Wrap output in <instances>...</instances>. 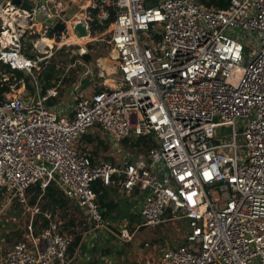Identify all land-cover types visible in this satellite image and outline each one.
<instances>
[{"label":"built area","instance_id":"2783aa9c","mask_svg":"<svg viewBox=\"0 0 264 264\" xmlns=\"http://www.w3.org/2000/svg\"><path fill=\"white\" fill-rule=\"evenodd\" d=\"M20 1L29 9L0 0V65L23 75L0 72V88L7 86L0 97V190L39 221L0 264H72L70 239L54 214L41 209L40 198L33 205L27 198L31 188L44 192L52 183L92 230L118 241L130 242L141 228L186 222L183 244L144 243L151 252L140 264H264V0H229L224 10L195 0ZM72 8L83 12L87 33L90 22L104 26L113 10L115 85L81 92L57 112L48 101L59 98V85L43 90L38 76L54 47L70 44ZM58 22L64 30L49 35ZM42 38L52 45L38 49ZM246 38L255 42L248 61ZM88 43L79 45L80 55ZM221 126L232 130L229 141L216 139ZM92 130L115 152L139 139L149 147L144 158L124 155L119 164L97 159L77 146ZM96 181L127 195L141 192L133 210L141 223L132 231L127 221L104 216Z\"/></svg>","mask_w":264,"mask_h":264},{"label":"rangeland","instance_id":"374dc122","mask_svg":"<svg viewBox=\"0 0 264 264\" xmlns=\"http://www.w3.org/2000/svg\"><path fill=\"white\" fill-rule=\"evenodd\" d=\"M74 11L76 13L75 8L71 9L68 13L72 15ZM38 20L41 21L42 17H38ZM84 25L83 22H80L78 26H75L68 39L70 44L64 45L58 50H56V46L54 47L52 56L46 60V69L39 72L38 78L42 83L45 82L46 87H49V85H59L58 91L60 97L55 102L58 110H63L64 107L71 108L74 97L81 92L82 94H89L92 90L107 86L106 80L112 79L114 77L113 74H115L116 64L112 58L111 48L108 44L109 38L106 33L110 29V26L101 33H92L90 30L87 33V31L83 30ZM76 30L78 31L76 32ZM86 40H89V43L85 46V53L80 55L79 51L81 47L79 45H84V41ZM251 42L248 38L243 42L245 45V61H248L253 56L252 51L255 53V47L254 49L250 47ZM58 44L59 42L56 43V45ZM253 44L255 45L254 41L252 42ZM84 55H88L90 60L86 61L83 59ZM45 74H49L50 76L48 81L43 78ZM78 84H80V88L75 92L73 89ZM240 127L241 122L238 121L236 124L238 134L241 132ZM231 134L232 130L223 126L215 130L217 140L229 141ZM88 135L91 136L92 143H86L82 138L77 143V146L80 149L85 147L89 153L95 152L94 156L97 159L109 158L114 163L119 164L124 155L130 158H144L145 152L141 151L142 149H140V152L133 151L131 147L125 144L121 145V153L113 151L111 143L99 131L92 130ZM238 141L241 142L242 138L239 137ZM33 193L34 191L30 192L29 195L32 196ZM117 195L120 194L117 193ZM116 199H118V202L120 200L121 203L115 213V220H126L130 224L129 230L132 231L133 227L141 223V219L133 214L138 200L137 198L124 197L111 198V200ZM54 213V220L59 224L60 233L64 236L71 237V233L69 234V232L79 234L88 229L86 218L82 213H79L78 209L69 200L66 202L64 209H55ZM111 214H113V211L107 210L105 217L110 218ZM71 218L75 221L74 226L66 229L65 225L68 224ZM34 220V217L24 213L23 207L18 202L8 204L5 194L0 190V246L3 251L9 249L15 242L20 240L25 234L27 227ZM187 230L186 222L183 219H177L174 222L163 223L155 228L139 229L131 244L136 246L147 243L150 246L158 245L160 249L164 246L176 247L184 243ZM3 256L4 254L0 255V257Z\"/></svg>","mask_w":264,"mask_h":264},{"label":"crops","instance_id":"0c3cea01","mask_svg":"<svg viewBox=\"0 0 264 264\" xmlns=\"http://www.w3.org/2000/svg\"><path fill=\"white\" fill-rule=\"evenodd\" d=\"M76 5L80 6L81 4L77 3ZM72 9H74V8H72ZM75 9H76V13L74 11V13L72 15H70L68 13L70 11V9H68V11L66 12V18L72 19V17L75 14H80L83 17V12L79 11L78 8H75ZM113 76L116 77L115 74H113ZM114 77L112 79H108L113 83V86L115 85V83L113 82ZM78 85H80V84H78ZM108 86L113 87V86H111V84H107L106 87H108ZM44 87H45V85H43V90H44ZM106 87L103 86L102 88H99L97 90H100V89H103ZM59 97H60V94H59ZM57 100H58V98L57 99H55V98L50 99L48 101V105L52 106V108L57 112H62V111H65L66 109L68 110V107H64L63 110L62 109L58 110L56 105H55V102ZM131 149L133 151H135V148L131 147ZM92 155L94 156V154H92ZM30 192H32V190L27 192V198L31 197L29 195ZM117 193H119L120 195H117ZM63 196H64V198H67L64 194H63ZM121 197L137 198V200H138L137 203H139L141 198H142V194L139 190H135L130 195H127V194L117 190V188H115L114 186L111 188L104 187V190L100 191L97 194V199H99L98 203L104 211V216H105L107 210L113 211V214L110 215L111 216L110 218L109 217L107 218V216H106L107 220H109V221L115 220V217H114L115 213L120 206L119 204L121 203L120 200L118 202V199L111 200V198H121ZM106 198H110V199L107 200ZM69 201H71V200H69ZM74 207L76 209H78V211L80 213L83 214V212L79 208H77L75 205H74ZM84 217H85V215H84ZM116 219H117V217H116ZM115 221L126 222V220H122V219L121 220L117 219ZM87 223H88V229L86 231L80 233L81 234V240H80L79 245L76 248H74V250L72 252H69L71 257L73 258L72 264H140L141 261L143 260V258L148 253L151 252L150 249L144 248V243L133 246L131 244L133 239L130 242L118 241L106 233H100V232L92 230L90 223L89 222H87ZM65 237H68V236L65 235ZM68 238L70 239V242H71L72 237H68ZM9 249H6L3 251L2 247L0 246V255L4 254Z\"/></svg>","mask_w":264,"mask_h":264},{"label":"trees","instance_id":"16d2710c","mask_svg":"<svg viewBox=\"0 0 264 264\" xmlns=\"http://www.w3.org/2000/svg\"><path fill=\"white\" fill-rule=\"evenodd\" d=\"M197 1L199 4L203 5L204 7L207 8H212L215 10H224L228 7L229 5V0H195ZM156 0H147V4L148 6H153L155 4ZM110 17L108 18V20L105 22V25L100 27L98 26L95 22H90L89 23V30L90 32L94 33V32H103L105 30H107V28L110 26V24L114 21V12L112 9H110ZM108 34V38L111 34V29H109L107 32ZM83 59H85L86 61L90 60V57L88 55H84ZM4 72L6 73L8 76L11 77H16V78H21L23 77V75L19 72H13L11 71L8 67L5 66H1L0 65V72ZM43 78H45L47 81L49 80L50 76L49 74H45L43 76ZM27 81V79H26ZM50 86V85H49ZM48 87V86H47ZM46 86L44 87L45 90ZM7 90V86H3L2 88H0V97H1V93L3 91ZM83 139L85 140L86 143H92V138L90 135H85L83 136ZM123 144H125L123 142ZM143 147V148H141ZM149 147L148 143L146 140L144 139H139L135 144H133L132 148H135V151L140 152V149H142L141 151H145V149ZM92 154L95 155V152H93ZM109 159V158H108ZM110 160V159H109ZM92 189L93 191L96 193V195L104 190V187L101 186V183L99 181H96L92 184ZM34 191L33 195L29 198V203L31 205L35 204L37 199H39V204L41 206V209L44 210H49L51 211L53 214H55V209H64L66 202L68 201L67 198H64L63 193L52 183L50 184L44 192H42L39 187H33L32 189H30L29 191ZM28 191V192H29ZM16 202V201H15ZM43 202V203H42ZM42 204V205H41ZM80 213V212H79ZM39 221V217H36L35 220L32 222V225L35 227L37 225ZM74 219H70L68 224L65 225V228L68 229L69 227H73L74 226ZM43 225H46V222H42ZM71 233V237L72 240L70 242L69 245V252H72L74 250V248H76L81 240V234H77L75 232H69V234Z\"/></svg>","mask_w":264,"mask_h":264},{"label":"bare ground","instance_id":"6f19581e","mask_svg":"<svg viewBox=\"0 0 264 264\" xmlns=\"http://www.w3.org/2000/svg\"><path fill=\"white\" fill-rule=\"evenodd\" d=\"M80 22H83V17L80 14H75L72 17V19L70 20V23H69V25H70L69 27L71 28L70 35L72 34L73 30L75 29V26H78L80 24ZM78 30H76V32ZM83 30L84 31H87L86 25L83 26ZM73 37H74V35H73ZM51 45H52V42H51L50 39H48V38H42V40H39V42L37 44V47H38V49L43 50L44 46H51ZM106 83L107 84H111V86H113V83L110 80H106Z\"/></svg>","mask_w":264,"mask_h":264},{"label":"water","instance_id":"95a60500","mask_svg":"<svg viewBox=\"0 0 264 264\" xmlns=\"http://www.w3.org/2000/svg\"><path fill=\"white\" fill-rule=\"evenodd\" d=\"M12 3L14 4H20L21 1L20 0H12ZM21 7L24 8V9H29V5L24 2V3H21ZM64 30V24L63 23H56L53 28H49L47 33L50 35V34H56L57 32H62Z\"/></svg>","mask_w":264,"mask_h":264}]
</instances>
